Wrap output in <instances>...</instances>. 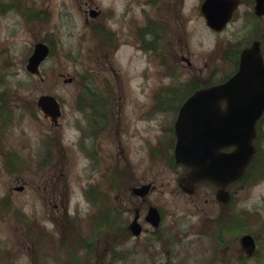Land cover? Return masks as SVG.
<instances>
[{
    "label": "rangeland",
    "instance_id": "obj_1",
    "mask_svg": "<svg viewBox=\"0 0 264 264\" xmlns=\"http://www.w3.org/2000/svg\"><path fill=\"white\" fill-rule=\"evenodd\" d=\"M86 1H92L94 6H98L103 12V18L106 19L105 23H112V19L106 15L108 11H117L118 13L126 11V22L122 24V37L120 38L122 44L118 53L111 50L109 57L105 56L103 43L99 38H94L91 29L96 22L100 23L101 19L97 20L84 11ZM25 2L30 8L46 7L50 9L48 14L52 15V19L48 18L44 26L39 25L40 23L32 25L27 36L22 35L21 40H16L14 46L17 55L16 66L12 72L10 71V75L5 76L0 91H3L5 97H8L7 106H13L14 102H20L21 105L29 103L31 106L28 109L29 112L38 111L40 114L42 112L37 106L38 98L41 94L52 93L62 102L68 120L74 118L72 107L77 99L76 93H80V89L88 85L92 88L104 87V84L107 83L105 77L110 78V83L115 87V94L118 98L116 103L119 104L130 103L133 98L142 103L151 101V88L154 87L160 91L163 89L173 90L174 87L176 88L184 82L189 81L194 85L199 83L198 80H202L204 83V79L207 80L210 77L219 81L233 69V62L224 64L221 57L223 51L229 47L231 42H245L254 38V32L245 31L240 23L232 24L220 33L210 29L200 12L202 0H25ZM67 12L70 16L75 17L72 23L73 27L70 16H65ZM61 15L66 35L59 29L58 16ZM148 17L153 19L157 17L160 21L156 33L159 37V53L155 55L153 51L139 49L138 45L140 41L143 46L144 42L141 36L143 35L145 38L144 29L148 26L146 22ZM71 28L74 29L73 34H71ZM21 29L26 31L27 24L22 25ZM49 32L55 33L51 38L55 39L53 46L58 51V57L56 59V53L52 54L45 67L48 72L55 71L56 75H47L46 79L42 80L38 76H30L26 72L24 58L28 54V49L31 51L34 43L39 39L42 40L45 33ZM261 35L264 38V33ZM146 39L149 40V37ZM166 51H168L171 61L168 60ZM70 53L73 61L70 58ZM157 55L158 57H155ZM181 56L188 57L192 66H188ZM107 58L117 68L116 75L112 73L111 69L104 68L105 64L108 65ZM101 67L104 68V72L101 71ZM107 71L113 76L107 74ZM23 75L30 76V79H25ZM63 76H72L74 80L66 82ZM84 76H87L88 79H85ZM90 77H92L91 81ZM2 86L5 90L1 89ZM134 86L136 93L140 96L134 94L132 89ZM184 91L186 90L181 89V86L177 89L178 99L183 97ZM14 111L17 112L16 107L10 110L5 108L0 112V120L13 117ZM158 116L161 121L164 119L161 114ZM169 117L168 114L162 125L169 123ZM39 122V127L36 130L39 136L41 135L40 129L55 130L46 119L40 118ZM260 126V143L264 157V119ZM18 128H14L13 132H17L19 135L17 137L11 135L10 138L13 142H20L18 148L21 149L24 139L27 138L20 130V123ZM34 133L33 130L31 136ZM116 150L114 148V151ZM114 151H112V155L115 154ZM75 157L77 169L80 171L86 160H82V155L79 153H75ZM80 159L81 161H79ZM3 162L0 157V197L6 195L5 190L9 189L13 183H22V181L16 182V178L25 179L24 182L28 187L22 191L14 192L13 196H10L13 204L11 210H14V214L16 210L23 211L28 214L29 218H27V222L23 218L20 220L21 218L11 214L0 204V264L71 263L76 253L75 250L68 248L64 250L66 252H60L59 243L40 231V225H43L46 220V214L55 211L51 206L42 207L40 190L31 185L32 176L28 173L30 171L24 175L16 165L15 172L8 174ZM114 162L116 166L119 165L118 161ZM167 164L165 161L159 160L154 169H150V165L146 164L136 170L135 174H127L128 177L124 176L125 174L115 176V184L113 187L111 185L112 191L109 193L111 205L120 209L122 213L125 212V215L131 218L135 209L138 208L143 225L152 231L155 230L145 220L148 207L155 205L163 209L164 216L158 231L160 237L155 246L147 249H143L141 246L135 248L137 241L132 240L125 245L123 250L127 254L118 257L117 261L112 264H264V174H257L242 187L239 185L237 188H233L235 203L232 207L231 205L225 207L223 212L224 214L232 212L234 215L238 213L244 216L242 220L247 222L246 232L252 231L251 233L257 235L258 251L256 255L242 263L243 259L248 258L239 243L241 234L245 232L226 233L225 237L231 242V246L220 248L217 238L219 232L217 226L219 225L216 226L214 222H211L210 232L205 230V223L209 221V218L215 219L222 211V204L216 199L212 186H200L195 193L188 194L179 187V170ZM152 180L155 187L146 196L145 201L137 197L139 195L133 194L132 188L135 185ZM110 181H112V174L109 177ZM72 194L73 206L79 201L76 208L79 227L87 226L84 218L89 213V207L84 202L85 199H82L78 185L72 189ZM243 210L246 213L244 215L240 213ZM109 215L113 216L111 209ZM29 220L35 222V226L31 225L30 228ZM46 225L48 230H53L52 223L46 222ZM80 231L85 233L87 238H91L87 231L81 228ZM144 237L145 235L141 237V240H144ZM64 255L66 256L64 257Z\"/></svg>",
    "mask_w": 264,
    "mask_h": 264
},
{
    "label": "flooded vegetation",
    "instance_id": "obj_2",
    "mask_svg": "<svg viewBox=\"0 0 264 264\" xmlns=\"http://www.w3.org/2000/svg\"><path fill=\"white\" fill-rule=\"evenodd\" d=\"M25 3V0H0V87L2 82L5 81V76L10 75L15 68L14 66H16L17 55L14 48L16 40H21L22 35L27 36L32 25L40 23L39 25L44 26L48 18L52 19V15L49 16L48 14L50 9L46 7L30 8ZM95 8L99 10L95 18L101 20L100 23L96 22L92 26V34L94 38H99L100 42L103 43L105 56L109 57V52L112 50L114 53H118L122 44L120 38L122 37V24L126 22V11H119V13L108 11L106 15L112 19V23H105L106 19L103 18V12L98 6H94L92 1H86L84 11L88 15H91L92 10L94 11ZM256 11V0H239V5L227 28L232 24L240 23L247 32L264 33V15H259ZM65 16L70 15L67 12ZM58 19L60 21V32H65L66 35L62 15L58 16ZM74 19V16H70L71 24ZM146 22L148 26L144 29L145 38L143 35L141 36L144 42L143 46L139 41L140 38L138 39L139 49L153 51L155 55L159 53V37L156 33L160 21L157 17L155 19L148 17ZM25 24L28 27L26 31L21 29V26ZM73 33L74 29L71 28V34ZM54 34L45 33L42 40L39 39L34 43L31 51L28 49L24 62L26 72L30 76H38L39 79L44 80L47 75H56L55 71L48 72L45 67L52 54L56 53V59L58 57V51L53 46L55 43L53 40L55 39L54 37L51 38ZM146 37H149V40ZM253 37L252 40L259 39L261 42L263 40L261 34ZM38 42H45L49 45L50 50L48 56L38 64L37 70L32 72L29 69V60ZM240 52L235 71L239 66ZM166 55L169 56L168 51H166ZM155 57H158V55ZM181 57L186 58L185 56ZM70 58L73 61L71 53ZM107 59L108 65L103 64L104 68L111 69L112 73L116 75L117 68L113 66L109 58ZM168 60L171 61L170 57H168ZM190 65L192 66V62ZM104 68L101 67L102 72L105 71ZM200 71L202 72V69ZM107 74L113 76L108 71ZM30 76L23 75L25 79H30ZM84 78L88 79L87 76H84ZM105 78L107 83L104 84V87L92 88L88 85L80 89V93H76L77 99L72 107L74 112L72 120H68L65 108L59 99L60 112L55 116V119H52L49 114L42 111L38 104L37 106L42 114L38 111L29 112L28 109L31 107L29 103L21 105L20 102H14L13 106L10 104V106H7L8 97H5L3 91H0L1 111L5 108L10 110L16 107L17 109V112H13V117L0 120V157L4 161L5 170L8 174H13L15 172L14 167L17 165L24 175L27 171H30L28 173L32 176L31 185L40 190L42 207L51 206L55 211L51 214L45 213L47 216L43 225H40L41 232L59 243L60 252H66L64 250L68 248L74 249L76 253L72 258V262H78L75 264H111L117 261V259L112 258L114 255L127 254L123 250L130 241H137L135 242V248L141 246L143 249H147L155 246L159 240V234L156 230L152 231L149 227L143 225L138 208L135 209L132 218L127 217L125 212L122 213L120 209H118L117 216L109 215V177L111 174H125L124 176L128 177L127 174H135L136 170L141 169L146 164L150 165V169H154L159 160L165 162L169 160L167 165L177 168L180 172L178 184L189 186L184 177H187L190 169L184 164H176L174 159L177 142L175 122L180 107L194 92V89H185L183 97L178 99L177 89H163L160 91L157 87H154L151 88V101L142 103L133 98L130 103L119 104L116 103L118 98L115 94V87L110 83V78ZM63 79L66 82L74 80L72 76H63ZM3 88L4 86L1 89L5 90ZM132 89L134 94L139 95L136 93L135 86ZM225 105V103H222L221 107L225 108ZM158 114H161L164 119L169 114V123L162 125L164 119L161 121ZM8 116L10 115L8 114ZM40 118L46 119L55 130L40 129L39 133L41 135L39 136L36 130L39 127ZM19 123L21 124L20 130L23 136L27 138L24 139L21 149L18 148L20 142H13L10 138L11 135L14 137L19 135L17 132H13L14 128L19 129ZM35 125L37 126L34 128ZM33 130L35 133L31 136ZM112 147L113 149H111ZM114 148L115 150L117 148V150L114 151ZM112 151L115 154L112 155ZM75 153L81 154L82 160H86L80 171L76 166ZM114 161H118L119 165L116 166ZM262 171H264V168ZM24 180L16 178V182L22 181V183H13L9 186V189L5 190L6 195L0 197V204L11 214H14V210H11L13 204L10 196H13L14 192L22 191L28 187ZM147 183L151 184L147 193L137 196L143 201L155 187L153 180ZM142 184L144 183L139 185ZM202 184L204 182H197L190 188L197 190ZM77 185L80 187L82 199H85L84 202L89 207V213L84 218L88 228L86 225L79 227V216L76 215L79 201L73 206L72 189ZM136 215L144 228V240H141L142 236L136 237L132 233L134 224L132 221ZM27 218L29 217H23V220L27 222ZM46 222L52 223L53 230L47 229ZM28 224H30L29 221ZM80 228L87 231L91 238H87L85 233L80 231ZM226 245L231 246L230 243ZM244 251H247V249L245 248ZM71 264H74V262Z\"/></svg>",
    "mask_w": 264,
    "mask_h": 264
},
{
    "label": "water",
    "instance_id": "obj_3",
    "mask_svg": "<svg viewBox=\"0 0 264 264\" xmlns=\"http://www.w3.org/2000/svg\"><path fill=\"white\" fill-rule=\"evenodd\" d=\"M260 3L264 4V0ZM235 6L232 0H205L202 9L209 25L220 30L230 19ZM96 14L94 11L92 15ZM47 52V46L38 44L30 59L31 65L44 58ZM221 100H226V110L217 106ZM40 104L48 106L46 109L52 113L58 110V104L51 96L41 97ZM263 112L264 60L260 42L255 41L243 50L240 68L233 76L223 83L197 90L181 108L180 118L176 122V158L178 162L193 168L190 179L212 180L220 187L217 198L228 202L231 195L226 186L243 175L252 159L256 123ZM230 145H236V149L232 152L221 151ZM146 189L143 186L136 191L144 193ZM147 218L157 226L160 222L158 209L151 207ZM139 232L140 226H135V233ZM241 240L248 252L252 253L256 248L253 236L245 234Z\"/></svg>",
    "mask_w": 264,
    "mask_h": 264
},
{
    "label": "trees",
    "instance_id": "obj_4",
    "mask_svg": "<svg viewBox=\"0 0 264 264\" xmlns=\"http://www.w3.org/2000/svg\"><path fill=\"white\" fill-rule=\"evenodd\" d=\"M209 82H207V84H209ZM245 211L243 210V212H240L242 213L243 215L246 214L244 213ZM222 217L219 219L217 218L215 221H217V223L215 224L216 226L218 225V222H220L219 224V232H218V240L220 241H224V240H228L226 239L225 237V234L228 233H241V232H244L246 231V225H247V222L245 223L244 220H242V217L244 216H241V214H232L231 213H227V214H222L221 215ZM247 218V217H246ZM222 225V226H221ZM223 227H225L226 229H224Z\"/></svg>",
    "mask_w": 264,
    "mask_h": 264
}]
</instances>
